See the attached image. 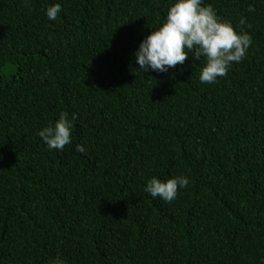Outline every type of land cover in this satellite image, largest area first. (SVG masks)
<instances>
[{"label": "trees", "instance_id": "16d2710c", "mask_svg": "<svg viewBox=\"0 0 264 264\" xmlns=\"http://www.w3.org/2000/svg\"><path fill=\"white\" fill-rule=\"evenodd\" d=\"M175 2L0 0V264H264V0H202L253 40L211 84L136 62Z\"/></svg>", "mask_w": 264, "mask_h": 264}, {"label": "clouds", "instance_id": "9594fccd", "mask_svg": "<svg viewBox=\"0 0 264 264\" xmlns=\"http://www.w3.org/2000/svg\"><path fill=\"white\" fill-rule=\"evenodd\" d=\"M249 12L255 8L249 5ZM61 12L59 3L47 9V18L56 20ZM246 23L240 20V25ZM253 43L249 33H237L231 22L218 17L211 4L203 5L202 0H177L169 9L166 21L157 30L143 40L136 52V62L140 69L166 73L178 64L183 65L191 54L194 59H205L200 80L215 83L224 77L233 63L245 58ZM73 119L67 112H62L54 125H49L38 132L49 149L63 150L70 143ZM76 151L83 153V145H77ZM185 176H177L166 182L153 177L148 180L145 191L153 197H160L171 203L178 192L189 185ZM54 264H64L57 259Z\"/></svg>", "mask_w": 264, "mask_h": 264}]
</instances>
